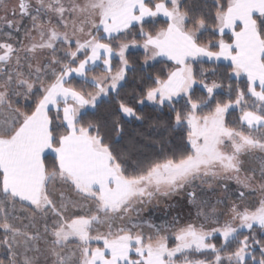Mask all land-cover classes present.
Masks as SVG:
<instances>
[{
    "label": "snow or ice",
    "instance_id": "1",
    "mask_svg": "<svg viewBox=\"0 0 264 264\" xmlns=\"http://www.w3.org/2000/svg\"><path fill=\"white\" fill-rule=\"evenodd\" d=\"M0 264H264V0H0Z\"/></svg>",
    "mask_w": 264,
    "mask_h": 264
}]
</instances>
